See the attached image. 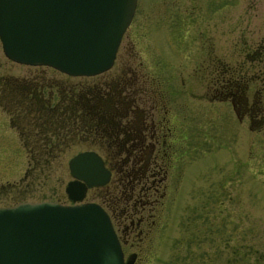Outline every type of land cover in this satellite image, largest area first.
I'll return each mask as SVG.
<instances>
[{"label": "rangeland", "instance_id": "obj_1", "mask_svg": "<svg viewBox=\"0 0 264 264\" xmlns=\"http://www.w3.org/2000/svg\"><path fill=\"white\" fill-rule=\"evenodd\" d=\"M242 43L264 44V0H137L113 65L93 76L12 61L0 42V206L71 203L64 190L71 179L67 162L79 151L94 149L112 163L111 153L121 149L111 140L100 144L93 133L92 142L80 128L71 136L74 127L43 131L40 112L46 105L57 109L56 117L71 113L74 99L85 102L97 89L115 87L152 112L162 138L170 130L174 138L172 152L165 143L174 187L147 233L125 237V258L135 254L133 264H264V135L249 131L246 117L237 121L229 101L204 96L205 67L212 60L239 61ZM26 80L41 82V106L24 97ZM110 180L88 189L83 200L99 202L115 224L120 208L110 189L113 175ZM119 221L123 229L124 217Z\"/></svg>", "mask_w": 264, "mask_h": 264}, {"label": "water", "instance_id": "obj_2", "mask_svg": "<svg viewBox=\"0 0 264 264\" xmlns=\"http://www.w3.org/2000/svg\"><path fill=\"white\" fill-rule=\"evenodd\" d=\"M137 0H0V42L16 62L48 65L68 75L108 70ZM65 192L73 204L51 200L0 206V264H132L126 261L108 213L80 202L110 170L95 150L68 160Z\"/></svg>", "mask_w": 264, "mask_h": 264}, {"label": "flooded vegetation", "instance_id": "obj_3", "mask_svg": "<svg viewBox=\"0 0 264 264\" xmlns=\"http://www.w3.org/2000/svg\"><path fill=\"white\" fill-rule=\"evenodd\" d=\"M238 49L241 58L239 61L212 60L205 67L207 84L204 96L217 101H229L237 121H242L246 117L248 130L264 135V44L250 46L242 43ZM23 84L28 85V90L23 93L24 97L28 94L27 98H36L34 102L41 106V82L26 80ZM105 95L106 97L96 99L92 93L86 96L85 102L88 106L86 113L89 115L88 121L91 124L83 130V133L85 137L95 142L94 133L102 144V138L93 131L92 126L93 114L97 110L95 105H99L97 107L110 117L118 119V122L116 121L118 129L108 131L107 136L125 146V149L117 153L118 155L125 153L121 159L119 158L123 161L119 167L120 175L117 177L105 158L104 161L116 181L110 189L117 193V199L114 201L118 203L120 210L116 215L118 221L113 225L123 249L126 236L130 237L135 230L138 234L147 233V230L151 228L148 225L154 222L158 208H162L160 207L161 200L166 196V192H170L174 187L170 175L169 178L167 177V172L171 173L170 169L174 165L171 167V160L169 157L166 159L168 150L166 151L165 146V143L169 142L167 146L172 152L174 138L171 130L170 133L165 132L163 138L159 135V130L163 129V125L155 122L151 116L152 112L147 114L137 104L135 105L132 94H122L113 87ZM82 102L74 99L71 104L73 107L68 109L72 115V127L76 125L77 104ZM166 111L168 112L167 109ZM74 128V132H70L71 136L79 132L76 126ZM176 166H178L177 163ZM176 189H180V185ZM123 217V229L119 228L120 231H118V226L122 223L119 219Z\"/></svg>", "mask_w": 264, "mask_h": 264}, {"label": "trees", "instance_id": "obj_4", "mask_svg": "<svg viewBox=\"0 0 264 264\" xmlns=\"http://www.w3.org/2000/svg\"><path fill=\"white\" fill-rule=\"evenodd\" d=\"M107 91L108 90H104V92H103L102 90L98 91V89H97L96 93H94V98L96 99L99 97H106L105 94H107ZM97 101H98V99H97ZM98 104H99V102H98ZM97 106H99V105H95V109H97V110L94 111L93 119H92L93 120L92 121L93 131L102 138V142L105 143L107 141V138H108V141L111 140L112 144L114 145V147L116 149L120 148L121 149L120 151H122L123 149H125V146L122 143H120V144L116 143V141L114 139L112 140L110 136H107L108 131H112V130L116 131L118 129V126H117L118 119H114L115 117L114 118L110 117L101 108H99ZM66 107L67 106L63 107V108H65L64 110H66L67 108L71 109L73 107V105H71L67 108ZM87 107L88 106L86 105V102H82V103L77 104V116H76V125L75 126L76 127L78 126L77 128H80L81 131L90 127V124H91V122L88 121L89 115L86 113L88 111ZM41 109L45 111V112L41 111L42 115L45 114L43 116V118L41 117V121L42 122L44 121L43 125H45V127H46V128H43V131L46 130L48 132V126H52L51 128H53V129L49 130V132H52V133L56 132L54 127L56 129L58 127H63V129L64 128L66 129V128L73 126L71 113L60 112V116L56 117L55 115L58 114L56 111L57 109L47 107L46 105H42ZM63 115H66V116L63 117ZM65 117H67V118H65ZM62 118H64V119L62 120ZM45 121H47V123H45ZM105 139H106V141H105ZM108 141H107V143H108ZM45 145H46V147H48L49 144L47 143ZM106 147H107V145H106ZM117 153H119V152L116 150L113 151V153H111L110 158L112 160V163L111 162L109 163L108 158L107 159L105 158V160L114 169V171L117 173V174L115 173V175H117V177H118V175H120L118 172H119V167L121 165H119L120 161H118L115 158L116 155H118Z\"/></svg>", "mask_w": 264, "mask_h": 264}]
</instances>
